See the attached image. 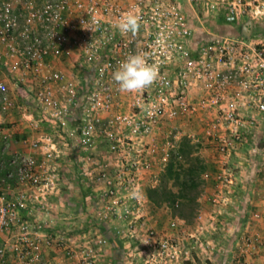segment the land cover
<instances>
[{"label":"built area","instance_id":"built-area-1","mask_svg":"<svg viewBox=\"0 0 264 264\" xmlns=\"http://www.w3.org/2000/svg\"><path fill=\"white\" fill-rule=\"evenodd\" d=\"M130 11L140 17L135 35L117 28ZM138 51L158 78L122 92L113 74ZM0 77V153L12 131L23 132L30 151L8 153L1 166L0 264L40 263L39 234L52 222L43 206L58 196L66 153L84 156L83 189L92 179L86 168L105 169L113 158L117 218L125 236H141V264H183L206 249L202 228L182 238L144 228V181L170 156L181 159V141L205 145L215 159L203 175L215 210L231 203L237 167H252L264 190V0H0ZM14 114L15 126L5 127ZM35 206L43 207L36 225ZM261 247L264 239L246 234L236 245L249 258Z\"/></svg>","mask_w":264,"mask_h":264},{"label":"rangeland","instance_id":"rangeland-1","mask_svg":"<svg viewBox=\"0 0 264 264\" xmlns=\"http://www.w3.org/2000/svg\"><path fill=\"white\" fill-rule=\"evenodd\" d=\"M162 143L164 142H159V144ZM181 144H185L183 149L187 154V167L179 166V163L185 164L183 159L177 158L178 161H173L175 170L181 176L174 181L165 177L170 159L176 158L172 155L165 163L164 170L157 171L143 184L147 199L144 211V228L147 230L152 228L160 233L170 232L179 238H182L181 232L187 231L186 234H192L200 228L199 226H202L198 219L201 205L198 198L209 196L205 187L208 181L204 179L203 175L206 171L213 169L211 166L214 167L215 161L213 156L210 159L211 151L209 148H205V145L202 149L203 147H197L185 140L181 141L179 146ZM4 156L0 155L2 164H5ZM101 156L94 155L98 159H101ZM83 159V155L72 153H66L58 159L61 183L57 198L51 199V203L47 205L43 203V207L46 206V210L52 216V222H43V232L41 233L43 237L39 234L42 239L40 242L42 258L39 264H141L138 255L137 263L134 258L135 253L144 250L141 236L129 239L125 236L127 228L123 227V222L117 218V213L120 212V180L118 172L109 165L113 158L106 155L104 159L108 167L105 169H101L100 166H96V169L91 166L90 170L86 168V178L92 179L88 181V186L84 189V183H81L79 178L82 174ZM196 166L199 169H196ZM188 168L193 171L191 176H188L186 171ZM104 174L105 177L102 178ZM1 175L4 174L0 171V179ZM98 176L101 177V180L97 179ZM186 180H189L191 184L185 183ZM157 188L162 190L161 197L172 200V206L166 202L154 204L149 200L147 191ZM205 200L204 203L209 204L212 209L210 201L206 198ZM226 207L227 205L223 206L221 210L213 208V212L208 211L209 215L216 214L217 219L214 223L211 220H205V224L208 223L210 229L208 231L203 229L200 238L206 249H197L192 254V261H188L190 264H209V258L214 256L218 248L226 252V246L220 243H223L224 240L217 238L221 230L216 228L220 225L223 232L229 224L225 220L228 217V211L224 212ZM42 208L34 207L35 211L32 212V215H35V220L31 219L34 225L39 223L37 215L39 217ZM218 211L221 214H218ZM171 222H176L178 228L173 230L170 227ZM47 224L48 227H46ZM188 224L190 229L187 227ZM101 240H104L105 243ZM181 242L183 245L187 243L185 240H181ZM196 256L199 257L198 260L203 261H196ZM9 260L12 262L11 264H16L12 257L8 258V264H10ZM224 264L229 263L226 261Z\"/></svg>","mask_w":264,"mask_h":264},{"label":"crops","instance_id":"crops-1","mask_svg":"<svg viewBox=\"0 0 264 264\" xmlns=\"http://www.w3.org/2000/svg\"><path fill=\"white\" fill-rule=\"evenodd\" d=\"M0 79H3L0 77ZM13 85L10 84V89L13 92H16V94L19 95V90L15 88ZM29 99V98H28ZM17 114L11 115L9 117L4 118V125L7 128H11L15 126V123L17 121ZM12 139H11V146L9 148L8 153H12L13 151L18 152H24L28 153L30 152L29 149L22 143V140L24 137L23 132L20 133V131H12L11 132ZM0 147L2 149V142L0 140ZM8 153L4 156L5 161L8 160ZM2 156V154L0 153ZM212 155L210 154V159ZM2 158V157H0ZM2 160V159H1ZM233 162H237V159L234 158ZM2 162L0 161V171L2 174H4V170L1 169ZM213 166H211V169ZM238 173V182L232 191V200L231 203L224 209L228 211L227 215L228 217L225 219L227 222H229L228 226L224 228L225 231L222 232V229L220 225L216 227L218 230H221L220 233H218L219 239H223V243L221 245L226 246V252L218 250L215 252L214 256L209 258L208 261H210L209 264H224L226 261L229 264H264V247H261L256 254V256L249 258L248 256L244 254H239L238 249L236 248V245L238 243V240L240 236L243 234L251 235V236H257L261 239H264V190L263 185L259 182V179H257V176L251 167L245 166L244 168H235ZM2 176V175H1ZM205 184V183H204ZM205 187L207 189V193L209 194L212 190V185L210 182H207L205 184ZM206 191V190H205ZM207 196H203L201 198H198V202L200 205V222L202 226H199L204 229L205 231H208L210 229V226L208 224H205V220H211L213 223L217 219L214 215H209V210L213 212V208L211 209L209 204L204 203ZM207 199V198H206ZM254 212H258L260 214V217L253 218ZM215 213V212H214ZM158 215V214H157ZM161 217V215H159ZM182 218V217H181ZM188 229H190V225H187ZM223 228V226H222ZM187 233V231H185ZM216 240V241H218ZM208 242V241H207ZM209 243V242H208ZM139 252L134 254L135 262L137 263V255ZM129 255L126 257L128 259ZM199 257L196 256V261H203L198 260ZM132 260V259H131ZM9 263L12 262L9 260ZM187 264H190L189 262Z\"/></svg>","mask_w":264,"mask_h":264},{"label":"clouds","instance_id":"clouds-1","mask_svg":"<svg viewBox=\"0 0 264 264\" xmlns=\"http://www.w3.org/2000/svg\"><path fill=\"white\" fill-rule=\"evenodd\" d=\"M121 33L135 35L140 28V17L127 12L121 16L117 24ZM159 43V41H157ZM146 53L136 52L127 56L114 72L113 79L122 92L135 93L150 87L158 78L159 69L155 64L148 63Z\"/></svg>","mask_w":264,"mask_h":264},{"label":"trees","instance_id":"trees-1","mask_svg":"<svg viewBox=\"0 0 264 264\" xmlns=\"http://www.w3.org/2000/svg\"><path fill=\"white\" fill-rule=\"evenodd\" d=\"M240 32L242 31V30H239ZM185 145V144H184ZM184 145H182L181 144V146L178 148V151H179V153H180V155H181V159H183L184 160V163L185 164H182V163H179V166L180 167H182V168H185V167H187V164H188V162H187V154L185 153V151H184ZM180 159V160H181ZM178 161V159L177 158H172V159H170V162H169V166L167 167V170H166V172H165V177L168 179V180H176V179H178L181 175L179 174V173H177V171L175 170V166L173 165V161ZM196 169H199V167L198 166H196ZM202 170V169H201ZM186 171L188 172V176H191L192 175V169L191 168H188V169H186ZM235 171H237L236 169H235ZM188 181V182H187ZM185 183H190L189 182V180H186V182ZM191 184V183H190ZM188 185V184H187ZM161 188H157V189H155V190H148L147 191V194H148V197H149V200L152 202V203H154V204H160V202H166V203H169L171 206H172V200H170L169 198H163V197H161Z\"/></svg>","mask_w":264,"mask_h":264},{"label":"water","instance_id":"water-1","mask_svg":"<svg viewBox=\"0 0 264 264\" xmlns=\"http://www.w3.org/2000/svg\"><path fill=\"white\" fill-rule=\"evenodd\" d=\"M245 31H246V32H249V31H250V28H249V27H246V28H245Z\"/></svg>","mask_w":264,"mask_h":264}]
</instances>
